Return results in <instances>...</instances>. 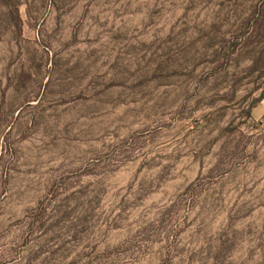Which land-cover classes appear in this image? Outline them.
<instances>
[{
	"label": "rangeland",
	"instance_id": "obj_1",
	"mask_svg": "<svg viewBox=\"0 0 264 264\" xmlns=\"http://www.w3.org/2000/svg\"><path fill=\"white\" fill-rule=\"evenodd\" d=\"M0 264H264V0H0Z\"/></svg>",
	"mask_w": 264,
	"mask_h": 264
}]
</instances>
